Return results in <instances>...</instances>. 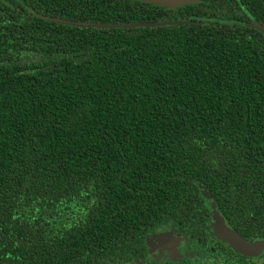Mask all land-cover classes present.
Listing matches in <instances>:
<instances>
[{
    "label": "trees",
    "instance_id": "1",
    "mask_svg": "<svg viewBox=\"0 0 264 264\" xmlns=\"http://www.w3.org/2000/svg\"><path fill=\"white\" fill-rule=\"evenodd\" d=\"M254 21L264 0H0V264H264L211 236L214 203L264 238ZM169 227L180 262L147 252Z\"/></svg>",
    "mask_w": 264,
    "mask_h": 264
},
{
    "label": "water",
    "instance_id": "2",
    "mask_svg": "<svg viewBox=\"0 0 264 264\" xmlns=\"http://www.w3.org/2000/svg\"><path fill=\"white\" fill-rule=\"evenodd\" d=\"M145 3H150L153 5L163 6L169 9H176L177 7L190 3L191 0H138ZM46 18L44 16H41ZM63 23L72 24L78 27H93V28H135L139 26L155 27L162 25H181L184 23H190L187 20H165V21H146V22H134V23H97V22H72V21H62ZM247 27L257 29L264 35V26L257 21L245 23ZM211 236L215 237L217 240L227 244V246L245 257H258L264 251V238L256 239L253 241H248L243 238L236 230L230 228L223 216L219 213L214 203H211ZM152 239L156 241L154 247L166 250L167 253L172 254V252L178 253L176 246L179 245L180 240L184 239L178 235H174L172 230L167 232H159L153 235Z\"/></svg>",
    "mask_w": 264,
    "mask_h": 264
},
{
    "label": "flooded vegetation",
    "instance_id": "3",
    "mask_svg": "<svg viewBox=\"0 0 264 264\" xmlns=\"http://www.w3.org/2000/svg\"><path fill=\"white\" fill-rule=\"evenodd\" d=\"M172 230L174 232V235H178L181 238H183L181 235H179L174 228L169 227V228H164L156 233L159 232H167ZM153 233L151 235H149L145 241L146 245H147V252L149 254L150 257L157 259L159 262H167V261H178L180 262L181 260H183L185 257H187L188 255L191 254V252H189L188 248L189 245L186 243L187 241H185L184 239L180 240V243L178 246H176V249L178 251V253L176 252H172V254L167 253L166 250L160 249V248H156L154 247V244H156V241L154 239H152L153 235L156 234ZM215 238V237H214ZM216 239V238H215ZM217 240V239H216ZM218 242H221L219 240H217ZM222 244L226 245L225 243L221 242ZM228 247V246H227ZM229 248V247H228ZM230 249V248H229ZM233 251V250H232ZM234 252V251H233ZM238 254V253H237ZM240 255V254H239ZM245 257V256H243ZM245 258H253V257H245ZM257 258V257H255ZM175 261V262H176Z\"/></svg>",
    "mask_w": 264,
    "mask_h": 264
}]
</instances>
